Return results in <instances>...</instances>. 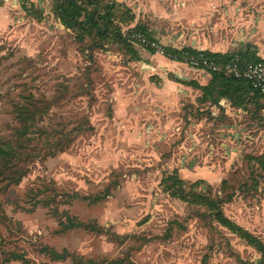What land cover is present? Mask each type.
<instances>
[{
	"label": "rangeland",
	"instance_id": "rangeland-1",
	"mask_svg": "<svg viewBox=\"0 0 264 264\" xmlns=\"http://www.w3.org/2000/svg\"><path fill=\"white\" fill-rule=\"evenodd\" d=\"M52 1L0 19V264H259L171 177L264 243V110L199 102L191 67L135 42L141 24L176 49L173 6L98 0L120 3L103 37L65 28ZM82 1L78 20L94 17Z\"/></svg>",
	"mask_w": 264,
	"mask_h": 264
},
{
	"label": "crops",
	"instance_id": "crops-1",
	"mask_svg": "<svg viewBox=\"0 0 264 264\" xmlns=\"http://www.w3.org/2000/svg\"><path fill=\"white\" fill-rule=\"evenodd\" d=\"M34 7H39L45 0H28ZM122 1V0H116ZM174 7V19L177 24L175 32L166 31L162 35L171 46L177 50L191 48L192 52L202 51L207 54L237 53L228 42L231 39L232 23H240L237 41L240 51L264 59V0H160ZM41 2L40 5L36 3ZM21 8L19 0H0V19L2 10L7 4ZM38 9L42 10L41 7ZM25 13V11L22 10ZM172 19V15L166 16ZM1 21V20H0ZM181 24V25H180ZM163 31V30H162ZM149 50V49H148ZM171 63H177V61ZM181 63V62H179ZM183 69V68H182ZM183 70H186L183 69ZM194 72L190 79L199 85L208 83L211 75L199 69L191 68ZM190 70H188L190 72ZM182 72V70H181ZM188 86V85H187ZM197 92L199 91L198 89ZM232 107L223 99L220 104ZM241 111L240 108H236ZM264 110V109H262Z\"/></svg>",
	"mask_w": 264,
	"mask_h": 264
},
{
	"label": "trees",
	"instance_id": "trees-1",
	"mask_svg": "<svg viewBox=\"0 0 264 264\" xmlns=\"http://www.w3.org/2000/svg\"><path fill=\"white\" fill-rule=\"evenodd\" d=\"M19 2L22 10L30 17L32 16L37 19L42 17V11L35 8L28 0H19ZM52 2H54V4L52 5L51 12L65 28L72 29L77 27L80 32L87 33H90L92 29H95L96 33L103 37H108L114 32L113 30H115V13L116 9L120 7V3L118 2H111L109 5H106L104 9L100 10V2H98V0L87 1L83 5H95L96 15H94V17L86 15L83 20H78L81 13L84 10H87L86 8H83L82 0H53ZM133 18L134 16H131L130 20ZM134 29L135 32L133 33L141 32L148 38H151L148 29L145 26L138 24L134 26ZM187 50L192 49L187 48ZM169 52H177V49H169ZM212 55L219 56L220 54L213 53ZM222 55L226 57L239 55L250 61H264V59L258 56L248 55L247 53H243V51L237 53H224ZM210 75L211 77L205 85H199L193 80L185 82L186 85L199 90V102H209L212 105L219 106L221 105V100L225 99L232 107L240 108L241 110H246L247 106L251 104L254 106L255 111L259 112L264 109V94H260L257 90L252 88L248 81L238 78H228L216 73H210ZM258 158L259 156H253L251 159ZM171 180L172 196L180 198L183 201L204 205L208 209L214 211L216 221L231 233L243 239L248 245L252 246L258 253H260L261 258L259 264H264V243L253 233L230 220L219 208H217L214 202L208 200L204 196L192 192V187L198 184L197 180L190 185L191 190H186V188H184L183 180L178 178L176 174L171 177ZM201 264H206L205 258Z\"/></svg>",
	"mask_w": 264,
	"mask_h": 264
},
{
	"label": "built area",
	"instance_id": "built-area-1",
	"mask_svg": "<svg viewBox=\"0 0 264 264\" xmlns=\"http://www.w3.org/2000/svg\"><path fill=\"white\" fill-rule=\"evenodd\" d=\"M133 39L143 48L154 50L170 60L181 62L191 68L228 78L244 79L252 88L264 94V61H250L239 55L214 56L202 51L192 52L185 49L169 52L155 39L148 38L141 32L134 33Z\"/></svg>",
	"mask_w": 264,
	"mask_h": 264
}]
</instances>
